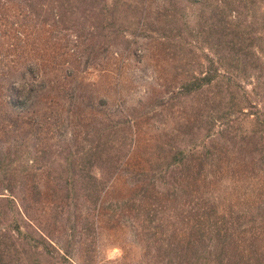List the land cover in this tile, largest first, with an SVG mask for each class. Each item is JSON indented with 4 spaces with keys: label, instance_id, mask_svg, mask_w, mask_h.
<instances>
[{
    "label": "rangeland",
    "instance_id": "obj_1",
    "mask_svg": "<svg viewBox=\"0 0 264 264\" xmlns=\"http://www.w3.org/2000/svg\"><path fill=\"white\" fill-rule=\"evenodd\" d=\"M119 7L128 31L115 42L82 19L44 26L21 0L0 7V146L29 137L40 163L24 182L0 180V192L19 198L26 214L16 219L28 233L13 243L14 233L0 231V264H264V198L205 201L206 184L183 181V168L158 181L138 168L183 147L214 108L203 95L183 98V73L203 56L196 38L183 45V23L194 26L196 11L183 0ZM29 67V100L3 102L9 81ZM130 147L131 166L122 167L116 156ZM236 156L249 164L251 149ZM204 203L211 213L199 210Z\"/></svg>",
    "mask_w": 264,
    "mask_h": 264
},
{
    "label": "trees",
    "instance_id": "obj_2",
    "mask_svg": "<svg viewBox=\"0 0 264 264\" xmlns=\"http://www.w3.org/2000/svg\"><path fill=\"white\" fill-rule=\"evenodd\" d=\"M8 2L10 0H2L0 7L8 5ZM21 2L39 21L45 20L44 26L47 23L68 22L74 18L82 19L80 25L84 29L87 25L92 29L98 28L107 39H110L108 42H115L112 39L119 36V32L128 31L121 22L119 0H112V3L108 0H81L75 5L74 0H21ZM183 2L187 10L194 9L197 13L194 26L188 21L183 23V45L192 44L189 41L192 36L197 39L195 40L197 45L193 47L200 48L203 52V56H199L197 60L200 68L195 69L193 73H183V98L203 95L209 102L211 99L214 100L215 105L201 116L203 124L198 127L196 134L183 138V147H175L165 156L154 159L156 162L142 158L138 168L142 172L151 171L157 181V176L166 180L169 172L183 168V181L191 176L190 178L195 181L206 184L207 191L202 193V199L205 201L219 203L224 198L232 196L240 198L254 196L262 199L264 0H183ZM131 6L132 3L126 4V9ZM72 13L75 14L72 16ZM82 27L77 29V32H82ZM16 33L20 37L26 35L24 29L17 30ZM78 36L75 34L76 38ZM31 69L29 67L27 72H21L19 79L9 81L7 87L9 94L6 95V99L3 98V102L6 101L14 107L24 105L29 100L30 94H25V90L27 76L34 77ZM28 138H13L7 150L0 146L2 182L10 181L11 176L21 177L24 182V179L36 175L34 172H39L40 163L31 155L36 146L27 142ZM127 138H123L121 148H124ZM94 148H91V151ZM247 148L251 149L249 164L245 157L240 159L236 156L240 150L244 151ZM132 152L133 149L130 147L126 154L117 155L115 161H121L122 167L131 166ZM101 172L104 174V171ZM80 174L84 179L86 173ZM88 175V178H91L90 175L94 176V179L98 177L93 171H89ZM79 178L73 176L70 180L76 182ZM5 190L11 191L10 187H5ZM22 194L21 199L24 200L29 192L24 188ZM209 208L211 207L204 203L199 210L211 213ZM224 212L226 211L216 210V214ZM10 214L12 220L4 223L1 215L6 217ZM25 214L17 196L0 192V231L14 233L15 236H11L14 238L13 243L27 237V231L23 230L16 219ZM4 242L5 240H0V245H5ZM2 259L3 254L0 253V260Z\"/></svg>",
    "mask_w": 264,
    "mask_h": 264
}]
</instances>
